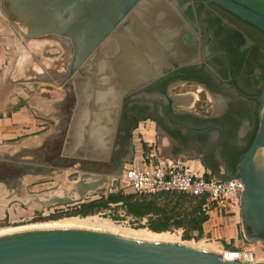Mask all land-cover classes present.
<instances>
[{
    "label": "water",
    "instance_id": "95a60500",
    "mask_svg": "<svg viewBox=\"0 0 264 264\" xmlns=\"http://www.w3.org/2000/svg\"><path fill=\"white\" fill-rule=\"evenodd\" d=\"M141 1H1L2 9L10 18L28 28L27 37L53 34L69 42L72 48L69 77H83L92 86L100 84L103 85L101 87H110L113 80L118 83L117 107L120 111L116 125L110 126L108 146L119 128L121 109L126 98L156 79L165 66L174 68L177 61L182 62L183 59H178L175 51L182 44L184 46L186 40L196 50L198 47L197 39L191 40L188 32L179 29L177 21L169 14L174 11L171 0H152V5L145 10L141 19L129 28L126 25L128 20L124 19L132 16V10ZM210 1L264 31V0ZM157 11L161 15L158 24H155ZM176 17L178 21L184 22L182 18ZM163 19L169 24H165ZM163 27L170 30V39L164 40L167 48L163 47L165 44L158 45L151 40L160 41L161 36L157 35L159 40L156 36L153 38L150 30H164ZM139 30L143 33L141 38L137 35ZM179 36L185 37V41H178ZM158 49L162 50V54H155ZM164 51H168L171 58V62L166 64L168 56ZM96 59L99 68H96L95 63L92 67V61ZM249 97L258 102L256 131L251 144L240 155L235 171L226 175L214 170L205 159L206 153L202 160L207 168L212 169L216 178L239 179L244 183L240 196L242 233L247 241L264 243V86L259 95ZM163 115L169 123L174 124L165 113ZM118 181L117 177L111 180V192L117 191ZM106 182H109L106 175H99L90 182L79 180L75 184L77 197L67 193L54 195L47 200L46 206L71 204L75 200L83 202L88 191H96ZM0 264H264V260L226 259L222 253L191 243L141 239L110 230L39 226L0 233Z\"/></svg>",
    "mask_w": 264,
    "mask_h": 264
},
{
    "label": "crops",
    "instance_id": "0c3cea01",
    "mask_svg": "<svg viewBox=\"0 0 264 264\" xmlns=\"http://www.w3.org/2000/svg\"><path fill=\"white\" fill-rule=\"evenodd\" d=\"M22 69V24L10 18L0 1V159L16 157L22 174V156H35L40 166L46 164L54 168L51 179L57 186L66 182H73L75 186L79 180L90 182L99 175L108 177V183L96 191H88L87 200L76 203L75 207L107 195L113 178L122 181L124 168L142 166L149 161L151 152L165 158H184L206 178L216 177L202 160L204 145L196 121L182 125L169 123L161 114L163 106L156 101L157 96L146 106L148 113L130 130L128 150L123 156L120 139L124 106L115 138L107 145L110 126L116 125L120 111L117 107L119 87L115 80L110 87L92 86L83 77H69V68L66 71L58 67L45 75L37 70L39 73L35 71L34 79L27 81L22 78ZM199 94L188 87L169 91L167 96L176 99L171 110H192ZM205 159L221 174H232L218 156L206 154ZM75 173L78 177L70 181ZM208 214L201 232L193 231L194 238L213 245L219 253L243 249L250 242L242 233L240 210L214 208ZM177 230L180 234L183 231L182 228Z\"/></svg>",
    "mask_w": 264,
    "mask_h": 264
},
{
    "label": "flooded vegetation",
    "instance_id": "af4514ba",
    "mask_svg": "<svg viewBox=\"0 0 264 264\" xmlns=\"http://www.w3.org/2000/svg\"><path fill=\"white\" fill-rule=\"evenodd\" d=\"M171 1L173 12L184 22L178 21L172 11L169 14L177 21L179 29L188 32L191 40L197 39L198 47L196 50L192 46L190 58L177 61L174 68L165 66L156 79L126 98L120 139L123 156L128 150L130 130L148 113L146 106L157 96L156 101L163 106L161 114L174 118L171 120L175 125L195 120L200 127L203 153L218 156L229 168L235 152L247 143L257 119L258 102L249 96L259 95L264 86V31L210 0ZM162 29L150 30L153 38L161 36L157 42L151 38L153 43L164 45V40L170 39L168 27ZM178 41L184 42L185 37L179 36ZM163 47L167 48V44ZM140 48L143 50L142 45ZM157 51V54H162L161 49ZM165 53L168 56L166 64L171 62V58L168 51ZM186 85L200 92L197 103L202 93L212 96L213 108L210 111H172L176 99L167 96V93Z\"/></svg>",
    "mask_w": 264,
    "mask_h": 264
},
{
    "label": "rangeland",
    "instance_id": "374dc122",
    "mask_svg": "<svg viewBox=\"0 0 264 264\" xmlns=\"http://www.w3.org/2000/svg\"><path fill=\"white\" fill-rule=\"evenodd\" d=\"M27 29L25 25H22V78L28 81L34 79L36 72L39 70L45 75L58 67L65 68L67 71L72 56V48L69 42L53 34L27 37L25 36ZM92 62V67L95 63L96 68H99L97 59ZM186 87L193 88L188 85ZM200 97L199 103L192 110L203 109L202 111H206L208 109L210 111L214 105V98L203 93ZM48 158V160H51V157ZM36 161L39 163L38 167H36ZM40 164V160H36L35 156H22L21 174L16 157L0 159V232L5 231L7 228L12 229L18 226L38 223L44 224L64 217H86L69 214L70 210L76 208V203H79L78 200H75L70 205L51 204L46 206L47 200L54 195L69 193L71 196L74 195L72 197H77V193L73 182H66L63 186H57L54 180L51 179V171L54 168L46 166V164L40 166ZM73 177H78V173L72 175L70 181L73 180ZM20 181L22 182L20 183ZM128 189H130L129 185L124 180L118 181L116 192L123 190L124 193H130ZM107 190L108 193H113L109 188ZM83 200H87V198L84 197ZM87 216H98L99 218L108 219L123 228L149 229L148 227H141L146 222L145 219L139 222L134 217L127 215L121 204H110L109 208ZM178 231L177 229L169 231L175 235L176 241L198 246H200L199 243H204L197 238L184 239V232L182 231L180 234ZM244 248L254 252L256 261L264 260V243L250 241L244 245Z\"/></svg>",
    "mask_w": 264,
    "mask_h": 264
},
{
    "label": "built area",
    "instance_id": "2783aa9c",
    "mask_svg": "<svg viewBox=\"0 0 264 264\" xmlns=\"http://www.w3.org/2000/svg\"><path fill=\"white\" fill-rule=\"evenodd\" d=\"M133 193L158 194L160 192H183L196 196L204 195V210L209 213L214 208L240 210V196L244 183L239 179L221 180L206 178L190 166L184 158H165L150 153L149 161L142 166L130 165L124 168L122 175ZM63 207V206H61ZM223 256L226 259L255 261L250 249L229 250Z\"/></svg>",
    "mask_w": 264,
    "mask_h": 264
},
{
    "label": "trees",
    "instance_id": "16d2710c",
    "mask_svg": "<svg viewBox=\"0 0 264 264\" xmlns=\"http://www.w3.org/2000/svg\"><path fill=\"white\" fill-rule=\"evenodd\" d=\"M256 124L257 119H255L253 129L248 135L247 143L233 155L229 165L231 173L235 171L240 155L251 144L256 131ZM118 202H121L127 215L134 217L139 222L146 219L141 227H148L154 232L173 231L182 228L184 239L194 238V230L201 232L203 223L209 217L203 208L206 202L204 195L196 196L183 192L138 194L124 193L123 190L107 193L98 199L82 203L74 210H70L69 214L87 216L109 208L110 203Z\"/></svg>",
    "mask_w": 264,
    "mask_h": 264
},
{
    "label": "bare ground",
    "instance_id": "6f19581e",
    "mask_svg": "<svg viewBox=\"0 0 264 264\" xmlns=\"http://www.w3.org/2000/svg\"><path fill=\"white\" fill-rule=\"evenodd\" d=\"M156 2V0H154ZM152 5V0H142L138 5L132 10L131 15L129 17L126 16L124 20H128L126 22V25L131 28L132 24H134L138 19H141V17L145 14V10L149 8V6ZM160 11V10H158ZM156 12V17L158 19H155V24H158L159 22V15H161V12ZM149 21V20H147ZM123 22V20H122ZM121 22V24H122ZM163 22L166 24H169L168 21L166 22V19H163ZM178 24V23H177ZM146 25V24H145ZM141 30L138 31V37L141 38L143 36V33L140 32ZM123 36V35H122ZM186 44L184 46H180L179 48H176L178 54H175L178 59L181 58L183 60L188 59L192 56L193 53V47L191 44H189L190 41L186 40ZM178 46V45H177ZM159 53L158 51L155 52V54ZM39 226H74V227H87V228H93V229H100V230H110V231H115L118 233H121L123 235L131 236V237H138L141 239H148V240H169V241H176L175 235H173L169 231H164V232H154L150 229H129V228H123L119 227L116 224H114L112 221L108 219H103L99 218L98 216H86V217H79V216H74V217H64L59 220H52L50 222L42 223V224H30V225H24V226H18L16 228L12 229H6L3 232H7L10 230H15L18 228H26V227H39ZM199 245L203 248H207L210 250L215 251V247L213 245H206L204 243H199ZM218 252V251H215ZM226 254L229 256V250L222 251V254ZM256 261V259H255Z\"/></svg>",
    "mask_w": 264,
    "mask_h": 264
}]
</instances>
